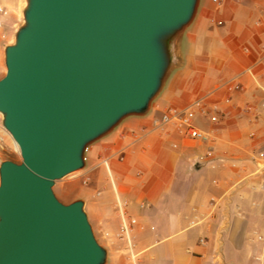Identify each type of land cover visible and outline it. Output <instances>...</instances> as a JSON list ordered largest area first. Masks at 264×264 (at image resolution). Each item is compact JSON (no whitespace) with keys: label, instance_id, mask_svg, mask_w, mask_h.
I'll return each instance as SVG.
<instances>
[{"label":"crops","instance_id":"crops-1","mask_svg":"<svg viewBox=\"0 0 264 264\" xmlns=\"http://www.w3.org/2000/svg\"><path fill=\"white\" fill-rule=\"evenodd\" d=\"M0 5L11 18L7 24L0 19L3 30L14 33L23 0H0ZM178 56L179 65L149 112L125 118L91 144L85 168L56 182L53 191L69 203L84 201L96 239L108 250L107 264L124 259L116 238L117 200L134 220L140 264H213L216 251L225 264H257L252 258L264 255L256 240L264 236V181L254 175L249 154L264 150V110L253 121L250 109L264 102V0H199L178 42ZM232 85L240 90L228 92ZM198 100L223 114L218 128L206 117L194 120L197 128L213 133L214 141L193 142L171 127L153 125L166 107L184 109ZM7 137L0 124V154ZM210 206H220L215 219L195 222L198 214L207 217ZM224 206L232 214L219 237ZM202 238L205 245L199 243Z\"/></svg>","mask_w":264,"mask_h":264},{"label":"water","instance_id":"water-1","mask_svg":"<svg viewBox=\"0 0 264 264\" xmlns=\"http://www.w3.org/2000/svg\"><path fill=\"white\" fill-rule=\"evenodd\" d=\"M199 0H23L3 48L1 126L20 154L0 162V264H107L83 200L55 183L85 151L144 116L179 65Z\"/></svg>","mask_w":264,"mask_h":264},{"label":"built area","instance_id":"built-area-1","mask_svg":"<svg viewBox=\"0 0 264 264\" xmlns=\"http://www.w3.org/2000/svg\"><path fill=\"white\" fill-rule=\"evenodd\" d=\"M6 11L5 8L0 5V16L5 15ZM0 38H5V33L3 30V24L0 21ZM228 92H233L240 90V87L237 85H232L227 88ZM225 103L230 102V98L226 97L224 100ZM261 110H264V102L260 105L259 109H250V113L252 116L253 121H257L261 115ZM197 115L206 117L209 122L214 126V128H218L221 124V120L223 118V114L219 110L217 106H208L204 101L198 100L194 102L192 105L188 106L184 109H176L174 107H166L160 114L159 118L153 120V125L159 128H166L171 127L173 128L180 136L185 139H188L193 142L206 144L214 141V135L212 132H207L200 130L194 124V120L196 119ZM256 134L251 132L249 134L250 139H254ZM249 161L256 166V170L254 175L260 176L264 181V150H253L249 154ZM101 164L105 167L107 166V160H101ZM86 181V180H85ZM85 181L83 183H85ZM260 190L264 191V184H260ZM230 203L228 199L225 202ZM117 210L120 216V225L118 229V233L116 235L117 240H119L122 244L121 251L124 263L123 264H140L139 253L136 251V246L133 239V225L134 220L127 217L124 211V203L117 200L116 201ZM220 206H210L209 212L207 217L204 214H198L195 216V222L204 220L208 218L210 220L215 219V214L218 211ZM226 209L227 206H224ZM231 212L225 211L222 215L221 220L219 221L218 225V232L217 235L220 237L225 229H227L230 220H231ZM235 215L239 216V213L236 211L234 212ZM256 240L261 242L264 246V236L257 235ZM219 242L221 240H218ZM199 243L201 245L206 244L205 239H200ZM254 262L257 264H264V255L255 256L252 258ZM213 264H225L223 259V255L220 251H216L213 255Z\"/></svg>","mask_w":264,"mask_h":264},{"label":"rangeland","instance_id":"rangeland-1","mask_svg":"<svg viewBox=\"0 0 264 264\" xmlns=\"http://www.w3.org/2000/svg\"><path fill=\"white\" fill-rule=\"evenodd\" d=\"M6 15L7 14H5V16ZM5 16L2 15L0 19L2 21H4L6 24L7 23H10L11 22V18L10 17H7V16L5 18ZM21 22L22 21H21V18H20V20L18 22V25H20ZM4 32H5V38L4 39H1L0 38V78L3 77L4 74H5V67H4V63H3V48H4L5 45L11 44L13 42V35H14L13 30H6V29H4ZM0 124H1V117H0ZM7 138H8L7 139L8 140V145L6 147L3 146L4 148L2 149V152L0 154V158H2L1 161L2 160H7V159L9 160L10 159V160H13V161L19 163L21 161L20 154H19V150H18L17 146L15 145V143L13 142V140L11 139V137L9 136V134H8V137ZM70 176H72V175H70ZM70 176L64 178L63 180H67L68 178H70ZM55 195H56V197L61 202L65 203V204L69 203L68 200H63L56 193H55ZM95 237H96V235H95ZM123 263H124V260H123Z\"/></svg>","mask_w":264,"mask_h":264}]
</instances>
